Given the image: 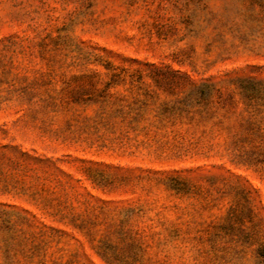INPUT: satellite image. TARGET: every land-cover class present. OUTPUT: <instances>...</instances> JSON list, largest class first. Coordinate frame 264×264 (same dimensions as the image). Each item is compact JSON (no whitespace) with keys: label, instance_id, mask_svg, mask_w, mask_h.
I'll list each match as a JSON object with an SVG mask.
<instances>
[{"label":"rangeland","instance_id":"1","mask_svg":"<svg viewBox=\"0 0 264 264\" xmlns=\"http://www.w3.org/2000/svg\"><path fill=\"white\" fill-rule=\"evenodd\" d=\"M0 264H264V0H0Z\"/></svg>","mask_w":264,"mask_h":264}]
</instances>
